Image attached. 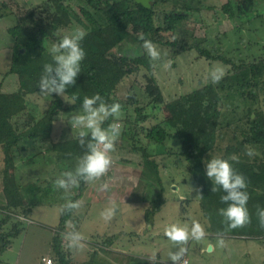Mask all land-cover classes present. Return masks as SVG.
I'll return each instance as SVG.
<instances>
[{
    "label": "rangeland",
    "instance_id": "rangeland-1",
    "mask_svg": "<svg viewBox=\"0 0 264 264\" xmlns=\"http://www.w3.org/2000/svg\"><path fill=\"white\" fill-rule=\"evenodd\" d=\"M61 2L70 6L73 16L80 15L81 6L85 4L84 0ZM204 2L211 9L191 13L182 24V30L191 37L189 42L204 40V46L208 50L219 49L213 56H224L237 65L264 61V0H257L258 17L253 20L244 13H238L234 19L229 18L221 10L227 0ZM170 8L171 5L168 6ZM55 13L51 0H0V14L3 16L0 19V83L2 92L12 99L10 112L18 113L25 108L22 113L14 115L12 121L19 131L24 126H35L44 119L53 94L38 92L18 95L20 80L17 74L11 73L12 64L19 55L23 61H29V53L17 45L9 29L21 24L35 33L42 29L49 31L48 25L52 24L51 17ZM29 14L32 17H27ZM77 29L86 32L85 28L74 24L55 33L47 40L48 52L50 53L53 43H56L54 37L72 34ZM135 38L133 36L132 40L118 45L112 52L129 57H136L143 52L147 54ZM156 47L161 58L153 61L148 57L153 64V75L162 90L160 99L156 100L149 95L147 87L150 74L144 68L126 77L118 86L115 99L121 104V114L115 122L121 126V133L115 141L114 151L110 153L112 164L101 178L87 180L78 201L81 206L79 209L75 208L73 219L68 221L63 232L59 229V222L65 205L78 194L79 182L75 173L79 162L76 159L68 162L66 156L61 158L53 151L52 146L54 142L77 138L79 129L68 121L73 114L81 111L80 104L66 100L64 93L63 100L67 103L56 115L50 137L41 140L25 138L15 149L14 156L21 167L26 157L35 158L37 162H41L40 165L27 170L19 166L20 169L16 168L10 177L5 178V153L0 146V224L5 222L8 214L12 215L13 218L3 227L6 233L21 221L18 226L20 234L0 256V264H44L43 258L48 256L57 264L52 248L55 226V233H61L63 247L72 264H173L168 254L170 251H177L178 246L165 236V229L170 224L190 227L194 220L204 227L205 237L200 241L189 240L181 264H264V241H260L263 240L262 237L248 240L246 237L227 234L214 235L210 223L203 215L201 194L195 177L189 172L183 145L175 130L171 131L164 120L169 116L167 103L207 84H213L218 90L230 75L232 65L212 61L196 50L183 52L180 47ZM217 66L223 67L226 74L219 83L214 84L209 79V73ZM218 92L225 97L219 105V109L225 112L226 103L233 98L232 94ZM259 94L256 108L264 111V91ZM247 105H253V101L247 102ZM226 124L227 122L222 123L221 127ZM155 126H158L157 131L170 132L171 135L162 140L159 133L153 131ZM132 133H135L134 138ZM233 144L235 142L228 136L219 140L211 151L197 153L203 171L206 172L205 162L213 157L228 159L233 167L264 161L263 146L245 145L230 154L228 150ZM142 147L147 149L150 159L158 163L160 184L158 181L149 182L145 177L147 168ZM247 148L253 149L255 155H246ZM234 155L239 157L238 163L231 160ZM66 162L72 170L67 168ZM66 172L73 173L75 182L70 183L66 189L54 187L53 181ZM5 181L14 188L12 189L16 194H22V201H18L17 206L7 205ZM30 184H33V193L31 189H26ZM50 184L53 185L48 187ZM104 184L108 185L107 189L102 187ZM38 188H42V191L50 188L53 191L51 197L41 202L38 199ZM95 194H99L100 199L95 198ZM52 200L54 206L48 204ZM113 204L115 213L110 220H105L101 213ZM29 207L32 210L26 214ZM78 236L81 238L77 239ZM216 238L223 239L224 247L210 252V245L217 244ZM106 241L108 244H105ZM152 256H156V259L149 261L148 258ZM138 259L143 261H135Z\"/></svg>",
    "mask_w": 264,
    "mask_h": 264
},
{
    "label": "trees",
    "instance_id": "trees-1",
    "mask_svg": "<svg viewBox=\"0 0 264 264\" xmlns=\"http://www.w3.org/2000/svg\"><path fill=\"white\" fill-rule=\"evenodd\" d=\"M51 1L56 13L51 17L52 24L48 25L49 31L42 29L35 33L31 28L21 24L9 29V33L15 38L17 45L21 46L27 54L29 53V61H23L19 55L11 68V73L19 76V96L40 92L38 82L43 72V66L53 63L52 55L47 50V40L61 29L74 24L86 29V35L80 42L86 56L81 62L76 84L68 86L65 94L66 100L78 102L80 106L85 96L90 97L97 93L109 104L117 102L115 94L118 86L126 77L139 72L141 68L147 69L150 74V83L147 87L149 95H152L156 100L160 99L162 90L153 75V64L147 54L143 52L136 57H129L112 52L118 45L132 40L133 36L141 46L143 42L138 37L143 34L155 45L180 47L183 52L196 50L201 56L212 61L232 65L230 75L225 78V83H222L218 89L226 91L228 95L232 94L233 97L226 103L227 110L225 112L219 109V105L222 100H225V97L218 92L213 84H207L167 103L166 109L169 116L164 120L171 131L175 130L176 136L183 145L189 172L195 177L201 194L203 215L210 223L214 235L227 234L251 239L264 237V228L259 226L256 216L257 206L264 208V161L260 164L257 162L245 163L233 167L237 173L246 178L247 188L245 191L249 195L247 208L251 215V223L243 228L228 229L224 218L219 214V209L227 207V204L221 201V197L226 193L218 185H213V181L206 176V172L201 168V160H198L197 157V153L211 151L219 140L226 139L228 136L231 141L235 142V145L229 147L230 154L245 145L264 147V111L256 108L257 102L259 104L257 101L259 93L264 91V61L237 65L233 60L224 56H213V53H217L219 49L208 50L204 46V40L189 42L191 37L185 30H182V24L188 20L191 13L211 9L205 4L206 0H151V8L145 7L136 0H84L85 4L81 6L80 15L76 16L71 13L70 6L62 3L61 0ZM256 4L257 0H227L221 10L232 19L238 13H244L253 20L258 17ZM169 5H171L170 9H168ZM27 17H32V15L29 14ZM72 17L75 19L73 20ZM2 18L3 16L0 14V19ZM39 23L41 24V22ZM60 38V36L54 37V40L58 42ZM236 95L237 98H235ZM66 100L64 101L62 97L53 94L44 119L35 123V126L30 125V122L29 127L24 126L19 131L12 121L15 118L14 115L22 113L25 108L23 107L18 113H11L12 99L10 100V97L2 92V83H0V146L3 147L5 153V178L10 177L11 172L15 170L14 151L25 138L41 140L50 137L55 117L59 111L65 108ZM252 101L253 105H247V102ZM141 119L143 118L141 117ZM112 122L113 118H109L104 122L103 127L107 128ZM224 122L227 124L225 127H221ZM152 129L159 133L162 140L171 135L170 132L157 131L158 126ZM134 134L132 133L133 138ZM87 139L86 137L84 146L78 144L77 138L54 142L52 149L61 158L66 156L68 162L71 159L80 162L82 155L87 151ZM141 150L145 159V168H147L145 177L149 182L158 181L160 184L161 176L157 161L150 159L147 149L142 147ZM66 164L67 168L72 170L67 162ZM77 181L79 182L78 194L65 205V211L60 219L59 229L61 232L65 230L68 221L73 219L75 212V209L68 206L69 203L79 201L87 184V180L80 176H77ZM4 185L8 207L22 201V194L20 195L18 192L16 194L8 181H5ZM51 185L53 184L48 187ZM213 186L218 190L211 191ZM160 187L162 189V186ZM41 189L38 188L40 194L38 199L42 202L47 200V197L50 198L53 191L50 188L43 191ZM30 207L25 212L26 214L32 210ZM12 218V215L8 214L5 222L0 224V256L12 244V240L20 234L18 226L21 221H18L20 223L13 230L4 233L3 227ZM105 244H108V241ZM52 248L57 264H72L63 247L61 233H54Z\"/></svg>",
    "mask_w": 264,
    "mask_h": 264
},
{
    "label": "clouds",
    "instance_id": "clouds-1",
    "mask_svg": "<svg viewBox=\"0 0 264 264\" xmlns=\"http://www.w3.org/2000/svg\"><path fill=\"white\" fill-rule=\"evenodd\" d=\"M86 33L77 29L72 34L63 35L58 42L53 43L50 51L53 63L43 66V72L40 76L38 87L42 94H56L64 99V93L68 86H74L78 75L80 74V65L86 56L85 50L81 47V41ZM142 47L146 50L151 60L156 61L161 58L156 45L150 39L145 38L143 34L139 35ZM170 66V65H169ZM226 71L223 67H214L209 73V79L212 83H219L225 76ZM121 114V104L113 102L107 103L99 94L85 96L81 102V111L73 114L68 123L78 128V144L85 145L87 137V151L82 155L76 168V175L85 180H96L104 176L111 164L110 153L115 149V141L121 133V126L118 121ZM113 118L107 128L103 127L105 121ZM246 155L252 157L255 151L251 148L246 149ZM232 161L239 162L238 156H232ZM206 176L213 181V185H218L226 194L221 197V201L227 204L226 208L219 209V214L224 218L228 229L243 228L251 223V215L247 208L249 195L246 178L237 173L228 159L213 157L205 162ZM73 173L66 172L62 177L54 181V187L66 189L70 183H74ZM104 189L107 184L102 185ZM218 189L213 186L211 191ZM70 208H79L80 202H70ZM115 213V206L106 208L101 216L105 220H110ZM256 216L259 226L264 228V208L257 206ZM165 236L178 246L177 251H170L168 256L173 264L182 261L187 252L186 245L189 240L200 241L205 237V229L198 221H193L191 226L170 224L165 229ZM81 237H77L80 239ZM223 246L224 241H219ZM154 261L156 256L148 258Z\"/></svg>",
    "mask_w": 264,
    "mask_h": 264
},
{
    "label": "crops",
    "instance_id": "crops-1",
    "mask_svg": "<svg viewBox=\"0 0 264 264\" xmlns=\"http://www.w3.org/2000/svg\"><path fill=\"white\" fill-rule=\"evenodd\" d=\"M39 163H41V162H37L35 158H31V159H30V157H26V158L24 159L23 163H22L23 167H21V166L19 165V164H20V163H19V160H16V159H15V169H16V168L18 169L19 166H20L22 169L27 170L28 168H31V167L33 168V167L36 166L37 164L40 165ZM38 167H39V166H38ZM17 169H16V170H17ZM19 169H20V168H19ZM12 172H13V171H12ZM24 185H26V184H24ZM33 188H34V187H33V184H30L29 186L26 187V189H31V191L33 190ZM99 196H100L99 194H95V195H94L95 198L100 199ZM104 200H105V199H104ZM56 203H57V202H56ZM46 204H47V202H46ZM48 204L54 206L55 203L50 202V203H48ZM56 205H57V204H56ZM80 205H81V203H80ZM78 209H79V208H78ZM83 216H84V215H82V217H83ZM59 223H60V222H59ZM152 223H153V221H152ZM58 225H59V224H58ZM150 226H151V225H150ZM56 227H57V226L54 227V231H53L54 233L56 232ZM151 228H152V229H153V228L155 229V226H152ZM54 233H53V237H54ZM259 238H260V237H259ZM52 239H53V238H52ZM216 239H217V244H216V245H210V246H212V250H211L210 252L221 250V249L224 247V246H221V245H220V243H219L220 239H219V238H216ZM247 239H248V240H255V239H253V238H252V239H251V238H247ZM262 239H263V240H260V241H264V237H263V236H262ZM52 242H53V241H52ZM214 244H215V243H214ZM120 252H121V251H120ZM47 258H50V256H48ZM44 259H45V258H43V263L45 264ZM187 259H188V257H187ZM188 260H189V259H188Z\"/></svg>",
    "mask_w": 264,
    "mask_h": 264
},
{
    "label": "water",
    "instance_id": "water-1",
    "mask_svg": "<svg viewBox=\"0 0 264 264\" xmlns=\"http://www.w3.org/2000/svg\"><path fill=\"white\" fill-rule=\"evenodd\" d=\"M138 3H141L147 8H151V0H136ZM212 250V246L209 247V251Z\"/></svg>",
    "mask_w": 264,
    "mask_h": 264
},
{
    "label": "built area",
    "instance_id": "built-area-1",
    "mask_svg": "<svg viewBox=\"0 0 264 264\" xmlns=\"http://www.w3.org/2000/svg\"><path fill=\"white\" fill-rule=\"evenodd\" d=\"M24 218V217H23ZM22 218V219H23ZM44 262H45V264H54V261H53V259L52 258H46V259H44Z\"/></svg>",
    "mask_w": 264,
    "mask_h": 264
}]
</instances>
